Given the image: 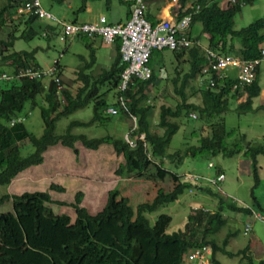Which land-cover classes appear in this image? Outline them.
Instances as JSON below:
<instances>
[{"label": "trees", "instance_id": "trees-1", "mask_svg": "<svg viewBox=\"0 0 264 264\" xmlns=\"http://www.w3.org/2000/svg\"><path fill=\"white\" fill-rule=\"evenodd\" d=\"M27 1L5 0L0 6V26H3L6 18L13 24L6 39H0V50L6 52L0 57L2 64L0 73L3 72L8 77L14 76L13 78L17 79L9 87L0 89V186L9 184L24 169L40 164L42 153L47 147L55 144L73 148L74 143L78 141L83 147L94 150L102 143H110L114 151L121 153L127 163L135 159L140 169L145 158L155 162L165 156L173 157L178 154L177 150L171 154H166L165 150L171 136L179 127V117L186 116L188 111L195 113V119L210 120L227 109V98L235 101L241 96H244L243 100L238 101L234 107L236 113L253 110L252 98L258 96L261 88L258 80L259 67L251 84L240 91L230 89L231 78L222 80L216 78L215 75H213L212 86L198 85L195 78L204 63V47L201 43L181 51H171L177 63H179L181 54L186 55V60L182 63L187 64V69L181 75L178 69H175V74L171 78L172 90L180 97L174 108L171 109L164 104L158 107L156 127L162 128L161 133L155 131L150 124L149 108L144 103L148 97L147 89L154 85L156 79L154 67L151 65L154 50L151 51L148 59L150 77L147 80L132 78L126 90L119 94L115 87L122 65L117 38L113 42L115 55L107 70L92 77L89 73H84V68H80L76 72L75 80L81 85L71 93L62 83L60 94L56 95V85L51 79L20 75L26 69L38 72L43 69L35 58L38 46L30 50H12L13 42L17 38L29 40L41 35L48 40L56 36L60 28L59 25H51L38 18L33 11L18 15L15 18L18 21L14 22L11 16L15 9L23 6ZM53 1L60 3L63 0ZM88 1L95 0H80L77 12H83L85 3ZM104 1L109 2V0ZM243 1L242 5L252 0ZM194 2L199 4V9L191 14L189 26L199 23L201 32L208 36L205 43L208 48L221 52L235 51L245 59L258 56L260 47L264 46V17L257 18L246 26L234 30L232 29V18L239 11L241 4L225 5L221 8L217 0H194ZM191 11L192 8H187L178 12L176 17ZM37 21L42 22L41 25H37L38 28L34 26ZM20 24L25 26V31L20 35H15V28ZM74 37H80L87 46L89 38L91 40L95 36L77 35ZM93 51L94 49L88 46L89 59L84 64L85 68L94 62ZM54 66V74L61 75L62 67L58 60H55ZM156 68L159 70L158 67ZM159 77H162L160 71ZM178 79L179 82H177ZM102 85H107V90H114V101L111 99L109 102L102 97L98 98L99 87ZM186 86H189L190 95L184 91ZM196 93L199 95L200 103L188 102V97ZM38 95L41 102L38 111L43 128L41 134L35 136L26 129L24 118L20 114L25 103H29L30 109L37 105L35 99ZM118 95L122 97L121 104L117 100ZM90 101L92 102V114L88 121L73 119L66 124L63 133L54 132L55 124L60 117L70 115ZM109 105L116 108L114 114L106 113L105 108ZM262 109L264 110V106ZM116 116L119 120L134 117V127L129 129V136L137 137L136 140L131 138L134 142L133 146L119 136L103 135L89 138L82 133L70 132L72 127L85 126L92 122L112 121L116 119ZM140 134L144 136L142 140L138 138ZM228 135L223 122L215 123L211 125L209 135L199 137L195 145L186 146L183 155L184 157H195L222 153L230 156L239 152L238 144H232L230 148L226 146L224 140L228 138ZM25 143L31 144L32 151L26 156H21L19 147ZM258 153L264 158V143L247 146L243 150V154L250 158V169L254 182L252 187L259 183L256 160ZM216 170L218 173L219 169ZM178 180L170 191L164 193L157 191V195L149 202L138 203L134 208L128 204L126 198H117L116 192H107L105 203L94 214L88 213L84 207L79 205L82 194L76 192L73 202L68 203L74 211L73 220H70L67 215L54 216L51 212L46 213L45 204L51 202L47 192L35 190L1 195L0 204L10 199L11 211L0 214V264H179L187 249L205 244L210 246L212 264H220L215 257L216 252L228 257L241 254L245 264H253L247 253V246L235 253L224 249L229 234L223 237L221 246H218L212 239H206L208 234L215 233L224 224V218L220 214L222 209L236 213L250 212L247 207L236 204L229 197L218 198L215 211L203 212L198 209L193 215H187L185 227L189 225L191 229H195L196 233H199V238L194 231L188 233L186 228L166 232L165 227L170 217L164 213L156 215L153 222H149L146 217L148 212L174 201L191 184L182 176ZM49 187L62 190L60 186L53 183L49 184ZM211 194L214 195V193ZM255 264H264V258L259 259Z\"/></svg>", "mask_w": 264, "mask_h": 264}, {"label": "rangeland", "instance_id": "rangeland-1", "mask_svg": "<svg viewBox=\"0 0 264 264\" xmlns=\"http://www.w3.org/2000/svg\"><path fill=\"white\" fill-rule=\"evenodd\" d=\"M4 1L0 0V6ZM40 4L42 8L65 21L82 16V12H77L80 0H63L60 3L53 0H40ZM103 7L105 6L103 5ZM114 9H118L115 3L112 4V10ZM16 17L15 14L11 16L14 22L18 21V19H15ZM262 17H264V0H252L250 3L243 4L233 16L232 29L238 30L253 20ZM41 23V21H37L34 26L38 28L37 25H41ZM12 25L9 19L6 18L3 26H0V39H6ZM52 25H58V23L52 22ZM24 31L25 26L20 24L15 28L14 34L20 35ZM199 31L200 25L195 23L191 35H199L201 42L205 43V36L200 34ZM78 38L79 40L75 41L74 45H69L67 49H63L64 44L56 36H52L48 40L41 35L29 40L27 38H17L13 42L12 50H30L38 46L35 58L43 68L50 66L53 59L58 60L62 67L61 81L73 93L81 85L79 81L74 79L77 67L83 63L80 56L88 58L87 51L83 48L84 41L80 40V37ZM74 39H77V37ZM95 45L97 47L95 51L96 61L88 72L92 77L103 70H107L110 65V60L106 57L107 53L104 50L105 46L98 42H95ZM4 53L6 52L0 50V57ZM161 64L164 65L167 73L166 79L159 77V70L156 67ZM151 65L154 67L156 79L154 85L148 87V97L144 103L149 108L150 124L155 131L161 133L162 128L156 127L158 107L164 104L173 109L177 104L180 97L172 90L171 78L175 74V69H178L179 75L183 74L187 69V64L176 63L172 58V53L163 49L154 50ZM5 69H8V67H5ZM13 77L5 79L6 82L0 80V89L7 88L10 84L16 82L17 79ZM258 80L259 86L263 89L264 63L259 66ZM177 82H179V79ZM262 89L259 91L258 96L252 98V111L236 113L234 107L238 101L243 100L244 96H241L235 101L227 98V109L210 120L200 121L195 119L196 116H191L192 111H188L186 116H180L178 119L179 127L171 136L165 150L166 154H171L177 150L178 154L173 157L165 156L161 160H155V162L148 161L145 158L142 167L139 169L135 159H131L127 163L121 153L114 151L110 143H102L94 150L83 147L78 141L74 143L73 148L55 144L47 147L42 153L40 164L24 169L9 184L0 186V196L20 194L24 191H44L48 193L51 199L50 203L45 204L46 213L51 212L54 216L67 215L70 220H73L74 211L68 203L73 202L76 192L82 194L79 205L84 207L90 214H94L101 209L105 203L107 192H116L118 194L117 198H126L128 204L134 208L138 203L149 202L157 195V191L162 193L170 191L179 181V177L182 176L183 179L187 178L186 180L192 179L194 181L188 180L191 182L188 189H184L174 201L165 203L148 212L146 217H148L149 222L152 223L156 215L164 213L170 217V221L165 227L166 232L186 228L188 233L194 231V234L199 238V233H196L195 229H191L189 225L185 227L187 215H193L198 209H202L203 212L215 211L218 198L225 199L229 197L236 204L247 207L250 212L236 213L225 208L222 209L220 214L224 218V224L215 233L208 234L206 239H212L218 246H221L223 237L229 234L224 249L235 253L247 246V253L250 255L253 264H255L259 259L264 258V158L259 153L256 156L259 183L252 187L254 182L250 169V158L248 155L243 154V150L247 146L264 143V110L262 109V106H264V91ZM113 91L107 90L106 86H103L99 91L98 98L101 99L102 97L106 101H111V99L114 101ZM184 91L187 95H190L189 86H186ZM35 101L37 105L33 109L29 108L28 102L25 103L20 115L24 118L23 122L26 129L33 135L39 136L43 128L38 111V106L41 104L39 95L36 96ZM188 102L199 104L198 93L189 96ZM91 106L92 102L90 101L70 115L60 117L55 124L54 132L56 134L63 133L66 124L73 119L88 121L92 114ZM222 122L229 134L228 138L224 140L226 146L230 148L232 144H238L240 147L239 152L230 156L217 153L213 156L205 154L184 157L183 151L186 146L195 145L199 137L209 135L211 125ZM133 127L134 123L131 118L119 120L116 116V119L112 121L92 122L85 126L72 127L70 132L74 134L82 133L89 138L103 135L119 136L124 141L128 140V144L133 146V140L137 138L134 135L132 140V137L129 136V129ZM143 137V134L138 136L141 140ZM31 151L32 146L30 143H25L19 147L21 156H26ZM209 165H212V167ZM216 169H219L220 173H216ZM197 177L199 180H196ZM52 183L60 186L62 190L50 188L49 184ZM211 193H214V195ZM10 211V199L0 204V214ZM244 227H247V230H244ZM208 257L211 259V254L207 256V260ZM215 257L220 264H245L241 254L228 257L216 252Z\"/></svg>", "mask_w": 264, "mask_h": 264}, {"label": "built area", "instance_id": "built-area-1", "mask_svg": "<svg viewBox=\"0 0 264 264\" xmlns=\"http://www.w3.org/2000/svg\"><path fill=\"white\" fill-rule=\"evenodd\" d=\"M130 2L127 19L123 23L116 24L107 22L102 15L94 21H59L52 13L42 8L39 0H28L23 6L16 8L14 14L18 16L33 11V14L40 19L51 23L57 22L60 28L56 37L62 42L77 35L95 36L107 44L113 43L118 38V52L122 68L118 74L115 90L120 94L126 90L132 78L147 80L150 77L151 70L148 66V59L152 50L181 51L200 44L198 39L190 38L187 34L191 13L176 19L162 18L151 22L145 17L143 0H130ZM243 2V0H219V5L230 6L238 3L242 4ZM197 9L198 5H195L194 11ZM203 47L204 63L195 78L198 85L207 84L212 86L214 83L213 75H215L216 78L222 80L231 78L230 89L240 91L251 84L256 76L257 68L261 63H264V46L260 47L258 56L252 59H245L235 51L221 52L212 50L207 46ZM54 62L53 59L51 65L43 68L40 72L26 69L20 75L51 79L56 85L55 94L59 95L62 89V81L60 75L54 74ZM163 77L164 74H162ZM7 78L8 76L5 73H0V80L5 81ZM121 98V95L117 96L120 104ZM115 109L110 105L105 108V111L114 114ZM191 116L194 117L193 114ZM131 119L134 123V117H131ZM218 178L220 179V177ZM188 180L194 181L192 179ZM196 180H198V177ZM210 254L211 249L208 244L196 246L184 252L179 264H212L209 257L208 260L206 259Z\"/></svg>", "mask_w": 264, "mask_h": 264}, {"label": "crops", "instance_id": "crops-1", "mask_svg": "<svg viewBox=\"0 0 264 264\" xmlns=\"http://www.w3.org/2000/svg\"><path fill=\"white\" fill-rule=\"evenodd\" d=\"M143 1L145 4V17L151 22L157 21V20L162 19V18L175 19L178 12L184 11L185 9L192 7V5L194 4V0H143ZM114 3L117 4L118 9L112 10V4H114ZM130 4H131L130 0H109L108 3H105L104 0L88 1L85 3V8H84V11L82 12V16L80 18H74L72 20H75L76 22L94 21V20H96V18L98 16L102 15L105 17L106 21L109 23H112V24L113 23L114 24L123 23L129 15ZM103 5L105 7H103ZM220 7H222V6L220 5ZM112 13H113V15H112ZM55 17L59 20H62L61 18H59L57 16H55ZM62 21H65V20H62ZM50 24L52 25V23H50ZM194 24H192L191 26L188 27L187 34L189 35L190 38L198 39L201 44L205 45L207 37H208L206 33L201 32V30L199 31L200 34L205 36V43L201 42V40L199 39V35H196V36L191 35V30L193 29ZM54 34H55V31H54ZM74 38H76V37H72L69 40H67L65 43H63L64 44L63 48L67 49V47L69 45H71L75 41L79 40V38H77V39H74ZM80 40H82V39L80 38ZM95 42H98L99 44L105 46L104 50L107 53L106 57L108 58V60H110V63L112 62L114 55H115L114 43H110V44L103 43L100 41V39L98 37H92L91 40H90V38L88 40L89 45L86 46V44L84 42L83 48L87 51V57H88V46H91V48L94 49V51H93L94 62L88 68H85L84 64L88 61L89 58L86 59L81 55L80 57H81V59H83V63L77 67V70L80 68H84V73H88L89 70L91 69V67L95 64V61H96L95 51L97 48L95 45ZM76 46H77V44H76ZM103 57H105V56H103ZM172 58L175 60L176 63L178 62V61H176L173 54H172ZM184 60H186V55L181 54L179 56V64L181 62H184ZM158 69L161 72V74H164L163 79H166L167 73L165 71L164 65L163 64L159 65ZM103 86H106V88H107V85H102L99 87V91H101ZM261 89L262 88H260V90ZM262 90L264 91V87ZM99 91H98V93H99ZM109 102H111V101H109ZM125 120H126V118H125Z\"/></svg>", "mask_w": 264, "mask_h": 264}, {"label": "clouds", "instance_id": "clouds-1", "mask_svg": "<svg viewBox=\"0 0 264 264\" xmlns=\"http://www.w3.org/2000/svg\"><path fill=\"white\" fill-rule=\"evenodd\" d=\"M217 2H218V4H219V0H217ZM195 5H198V9H199V4L196 3V2H194V4L192 5V7H190V8H192V11H191V12H188V13H191V14H192L193 12H196V11L198 10V9H197L196 11H194V10H195ZM241 5H242V4H241ZM219 6H220V5H219ZM223 7H224V6H222L221 8H223ZM186 14H187V13H186ZM184 15H185V14H184ZM180 17H181V16H180ZM176 18H178V17H176ZM176 18H175V19H176ZM203 46H206V45H203Z\"/></svg>", "mask_w": 264, "mask_h": 264}]
</instances>
